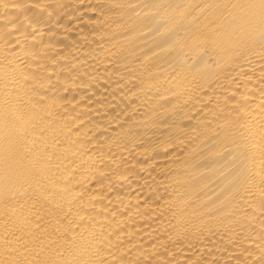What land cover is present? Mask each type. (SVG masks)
Returning a JSON list of instances; mask_svg holds the SVG:
<instances>
[{"label": "bare ground", "instance_id": "1", "mask_svg": "<svg viewBox=\"0 0 264 264\" xmlns=\"http://www.w3.org/2000/svg\"><path fill=\"white\" fill-rule=\"evenodd\" d=\"M0 264H264V0H0Z\"/></svg>", "mask_w": 264, "mask_h": 264}]
</instances>
